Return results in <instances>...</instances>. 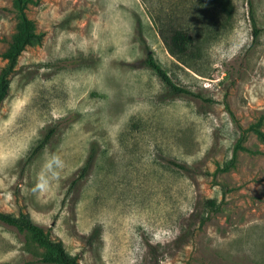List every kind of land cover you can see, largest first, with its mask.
Wrapping results in <instances>:
<instances>
[{
	"label": "rangeland",
	"instance_id": "374dc122",
	"mask_svg": "<svg viewBox=\"0 0 264 264\" xmlns=\"http://www.w3.org/2000/svg\"><path fill=\"white\" fill-rule=\"evenodd\" d=\"M228 1L194 72L157 25L195 23V0H31L42 38L0 102V211L27 214L79 264H264V0H250L255 37L246 0ZM148 55L199 97L171 93ZM205 198L217 210L201 221ZM43 251L0 222V264H43Z\"/></svg>",
	"mask_w": 264,
	"mask_h": 264
},
{
	"label": "trees",
	"instance_id": "16d2710c",
	"mask_svg": "<svg viewBox=\"0 0 264 264\" xmlns=\"http://www.w3.org/2000/svg\"><path fill=\"white\" fill-rule=\"evenodd\" d=\"M30 2L31 0H10L9 11L12 13L14 25L5 49L0 52V58L5 61L0 68V102L7 92L9 75L13 71L18 55L25 47L38 45L42 38V33L37 31L34 21L26 15V7ZM246 3L252 25V34L255 37L259 29L255 27L250 0H246ZM190 10H192V17L196 19L195 23L191 21H189L190 24L183 23L177 18L168 16L164 20L158 21L157 28L168 54L182 65L196 72L195 64L199 54L201 39L206 38V36L213 38L221 33L222 27L227 23L230 16V6L228 0H195L189 8V12ZM146 64L171 93L199 97L197 94L175 85L165 71L149 55L146 57ZM255 132L258 131L255 129ZM49 136L50 132L44 135L37 145L33 147L30 154H35L44 145ZM175 166L185 171L188 170V167L182 165L175 164ZM224 168L225 166L216 167L214 173L222 171ZM85 171L86 165H83L80 168L79 176H83ZM204 174L209 173L204 171ZM203 206L201 221L207 218L204 215L207 211L217 210L213 198H205ZM0 222L13 226L17 232L27 235L38 246L44 248V251L39 253V262L43 264H79L76 256L66 252L59 239L51 238L48 231L35 224L27 214L20 211L17 215H12L0 211Z\"/></svg>",
	"mask_w": 264,
	"mask_h": 264
}]
</instances>
